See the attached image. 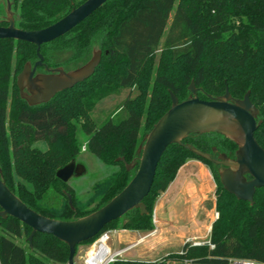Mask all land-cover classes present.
<instances>
[{
    "label": "trees",
    "instance_id": "trees-1",
    "mask_svg": "<svg viewBox=\"0 0 264 264\" xmlns=\"http://www.w3.org/2000/svg\"><path fill=\"white\" fill-rule=\"evenodd\" d=\"M9 1L16 27L38 31L87 0ZM0 26H7L3 18ZM95 45L102 60L86 83L57 94L47 104L30 107L21 99L16 82L27 63L33 66L38 61L37 48L0 40V169L7 187L33 211L50 219L72 221L107 204L135 175L138 164L131 171L126 165L138 161V147L170 109V93L179 102L187 100L191 82L203 91L199 93L202 100L206 95H224L226 87L236 100L250 92L261 122L254 136L264 149V0H109L71 32L43 45L40 53L46 67L72 71L87 63ZM159 50L160 63L154 69ZM37 71L44 72V68ZM132 88L138 95L122 104L118 122L111 118L98 127L91 117L96 105L119 90ZM11 97L8 129L7 103ZM36 143H46L47 149L36 147ZM184 145L213 159L222 154L234 158L237 151L233 142L217 134L191 135L183 145L169 146L143 201L147 214L133 210L107 225L102 233L116 230L118 225L120 230L153 232L158 198L179 169L196 160L210 170L216 183L218 218L211 226L209 240L213 248L184 244L182 255L163 261L227 264L236 258L264 264V189L256 191L253 205L237 200L224 190L220 167L192 154ZM83 147L102 164L118 168L94 186L91 202L97 204L93 209L81 206L74 190L56 177L57 171L76 161ZM67 195L72 197L73 208ZM30 233L29 227L14 218L0 219V264L68 263L67 245L37 234L30 248ZM96 238L81 245L90 246ZM20 239L26 247L17 243Z\"/></svg>",
    "mask_w": 264,
    "mask_h": 264
},
{
    "label": "water",
    "instance_id": "water-1",
    "mask_svg": "<svg viewBox=\"0 0 264 264\" xmlns=\"http://www.w3.org/2000/svg\"><path fill=\"white\" fill-rule=\"evenodd\" d=\"M108 1L87 0L45 29L23 31L16 27V16L11 1L5 0L3 21L7 26H0V40L25 42L37 48L38 61L33 66L27 63L16 82L21 99L30 107L47 104L57 94L70 91L93 76L102 60L100 50L95 51L87 63L72 71L46 67L40 51L43 45L71 32ZM38 67L44 68V73H37ZM188 90L190 96L183 102H179L178 98L170 93V109L158 120L138 147V161L126 165V169L131 171L138 164L135 175L129 184L103 207L72 221L44 217L27 207L11 192L0 169V219L11 217L29 227L31 233L27 242L30 248L37 234L52 236L64 243L69 248L68 264H74L77 247L98 237L107 225L133 210H139L141 215L147 214L143 201L152 189L158 165L169 146L183 145V141L191 135L209 134H217L233 142L237 146L234 158L222 154L215 160L195 147H184L197 157L220 166L218 174L224 190L237 200L253 205L256 191L264 189V149L254 136L261 122L259 111L250 100V92H247L243 99L236 100L226 87L224 95L215 98L206 95V100H202L199 93L203 91L197 89L193 82ZM118 161L125 163L124 159ZM84 170V167L77 165L74 160L57 171L56 177L68 184L73 176H79ZM67 198L73 208L72 197L67 195Z\"/></svg>",
    "mask_w": 264,
    "mask_h": 264
},
{
    "label": "rangeland",
    "instance_id": "rangeland-1",
    "mask_svg": "<svg viewBox=\"0 0 264 264\" xmlns=\"http://www.w3.org/2000/svg\"><path fill=\"white\" fill-rule=\"evenodd\" d=\"M6 2L0 0V18L5 19ZM172 19V17H171ZM171 23V20H170ZM169 23V24H170ZM97 45L93 47L91 54L87 56V62L91 59L93 53L98 51ZM161 50L157 52L154 60V69L158 68L160 63ZM12 84L10 85V92H12ZM138 95L137 89H122L111 94L101 100L93 112L91 117L95 124L100 127L106 121L113 118L118 122L119 111L122 104L127 99H132ZM13 98L7 103L8 114V129H10L9 116L12 109ZM36 147L42 150L47 149L46 143H36ZM76 164L84 167V172L79 176H73L68 182V185L74 190L79 204L87 209H93L96 202H91L93 199V188L97 183H100L115 172L117 167L106 166L102 164L93 155L81 150L79 157L76 159ZM200 167V166H199ZM206 169V168H205ZM204 176L200 174L201 171ZM189 173L191 179L186 174ZM184 185V186H183ZM181 189L176 194L172 193L169 201L164 204V209L153 216L158 220V224L154 226L158 230L157 234L146 237L140 244L128 251L123 258L129 261L154 263L166 259L169 256H177L183 250L185 240L190 237L198 236L200 241L210 240L211 226L218 218L216 217V183L209 169L204 171V168L196 166L187 167L181 175ZM161 198L157 204L161 202ZM157 206V205H156ZM118 225L116 230H109L110 246L113 250H121L128 245L135 243L140 237H145L149 232L120 230ZM17 243L26 247L24 239L17 240ZM89 245H81L77 249L75 260L78 264H83L81 261L89 249ZM177 261V259L170 260V262Z\"/></svg>",
    "mask_w": 264,
    "mask_h": 264
},
{
    "label": "built area",
    "instance_id": "built-area-1",
    "mask_svg": "<svg viewBox=\"0 0 264 264\" xmlns=\"http://www.w3.org/2000/svg\"><path fill=\"white\" fill-rule=\"evenodd\" d=\"M83 150L85 151V147H83ZM216 217H218V214H216ZM110 234L111 232H103L101 233L96 240L90 245L87 253L82 258L83 264H115L119 261H125V262H132V263H142V262H134L129 261L123 258V256L130 251L132 248L140 244L146 237L155 235V232L148 234L145 237H142L138 239L135 243H132L128 245L126 248L121 250H113L110 246ZM185 244L190 245L191 247H200L205 244H207L211 249L213 248V245H211L210 241H200V240H187L185 241ZM183 251L179 254L182 255ZM159 263L165 262V264H194L195 262L192 260H177L174 262L169 261H158ZM156 262V263H158ZM68 264V263H66ZM74 264H78L76 260H74ZM227 264H259L252 260L247 259H236L232 258L227 261Z\"/></svg>",
    "mask_w": 264,
    "mask_h": 264
},
{
    "label": "crops",
    "instance_id": "crops-1",
    "mask_svg": "<svg viewBox=\"0 0 264 264\" xmlns=\"http://www.w3.org/2000/svg\"><path fill=\"white\" fill-rule=\"evenodd\" d=\"M190 166H196V167H198V168H204V171L205 170H207L208 168L205 166V165H203L201 162H199V161H196V160H192V161H189V162H187L184 166H182L180 169H179V171H178V173H177V176H176V178H175V180L171 183V185L169 186V188L167 189V191L165 192V193H163V194H161L160 195V197H162L161 198V202H159V204H157L156 203V205H155V209H154V215H155V213H157V212H159V210L161 209H164V204H166L168 201H169V198L171 197L170 195L172 194V193H175L176 194V192L179 190V189H181V186H180V183H181V175L183 174V172H184V170L187 168V167H190ZM200 166V167H199ZM206 168V169H205ZM201 171V170H200ZM203 172L201 171L200 172V174L202 175V176H204V174H202ZM189 176H191L189 173H187L186 174V179H184V183H186L187 182V179L188 178H190L191 179V177H189ZM184 186V185H183ZM160 197L158 198V200L160 199ZM158 200H157V202H158ZM154 223L157 225L158 224V220L156 219V218H154ZM155 227V226H154ZM211 228V227H210ZM153 232H155V234H157V232H158V230L156 229V227H155V230L153 231ZM153 232H151V233H153ZM208 232H210V229L208 230ZM151 233H149V234H151ZM140 238H142V237H140ZM139 238V239H140ZM198 239H200V237H198V236H195V237H190V238H187L185 241H187V240H198Z\"/></svg>",
    "mask_w": 264,
    "mask_h": 264
},
{
    "label": "flooded vegetation",
    "instance_id": "flooded-vegetation-1",
    "mask_svg": "<svg viewBox=\"0 0 264 264\" xmlns=\"http://www.w3.org/2000/svg\"><path fill=\"white\" fill-rule=\"evenodd\" d=\"M37 73H44V72H38V71H37ZM218 158H219V157H217V159L215 158V160H218ZM219 167H220V166H219ZM220 168H221V167H220Z\"/></svg>",
    "mask_w": 264,
    "mask_h": 264
}]
</instances>
